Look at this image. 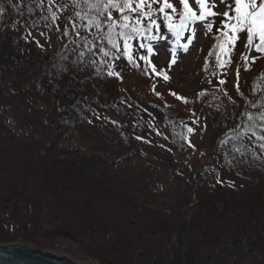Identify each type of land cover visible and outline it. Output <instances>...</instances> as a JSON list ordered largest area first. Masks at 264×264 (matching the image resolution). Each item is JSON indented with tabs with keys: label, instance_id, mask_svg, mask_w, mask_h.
Wrapping results in <instances>:
<instances>
[{
	"label": "trees",
	"instance_id": "obj_1",
	"mask_svg": "<svg viewBox=\"0 0 264 264\" xmlns=\"http://www.w3.org/2000/svg\"><path fill=\"white\" fill-rule=\"evenodd\" d=\"M158 8L159 32L141 21L130 63L100 52L115 54L106 29L86 27L83 0H0V108L17 126L0 118V243L55 244L95 264H264V66L241 61L242 85L228 87L244 41L221 67L214 26L199 65L208 88L167 103L147 58L176 40ZM72 138L88 153L64 145ZM196 149L210 160L173 157Z\"/></svg>",
	"mask_w": 264,
	"mask_h": 264
},
{
	"label": "snow or ice",
	"instance_id": "obj_2",
	"mask_svg": "<svg viewBox=\"0 0 264 264\" xmlns=\"http://www.w3.org/2000/svg\"><path fill=\"white\" fill-rule=\"evenodd\" d=\"M83 3L89 9L86 16L82 17V19H86V27L94 26L97 30L106 29L101 39L107 41L111 49L115 50V54L105 50L104 47H100L99 50L104 57L109 59H115L122 55L130 63L132 62L129 41L134 36L140 35L138 25L141 21L145 19L148 21L144 26L146 33L153 28L159 32L160 24L153 18V6L157 4L159 5L157 12L163 17L168 32L177 40H180L183 33H189L187 45L181 46L185 52L194 38L196 26L202 25L207 32H212L215 26L218 39L224 40L221 51L227 59L220 65L221 67L232 62L231 54L236 49L237 41H244L241 59L245 65L249 59L254 62L259 58L252 56L253 52L264 56V0H178L181 6L179 10L172 0H83ZM219 5H224V7L216 11L215 9ZM113 11L118 13L120 17L118 20L113 18ZM78 15L80 14L78 13ZM217 16H221L223 19L217 22L213 19ZM147 38L157 39L156 36ZM117 40L123 41V52H121ZM139 47L143 49L145 45L141 43ZM147 52L149 55L152 54L151 46L148 47ZM172 55L173 57L176 55L174 50ZM80 56H84V52H81ZM140 59L146 60L147 58L141 56ZM220 60L221 56L218 55V63ZM174 62L175 59L172 63ZM112 74L110 71L109 75ZM237 78H239V69ZM164 79L167 80L168 77L165 75ZM219 83L223 85L225 80L221 79ZM177 99L180 97L177 96ZM260 118L264 119V114ZM188 131L191 132L192 129L189 128ZM258 138L264 139V136Z\"/></svg>",
	"mask_w": 264,
	"mask_h": 264
},
{
	"label": "rangeland",
	"instance_id": "obj_3",
	"mask_svg": "<svg viewBox=\"0 0 264 264\" xmlns=\"http://www.w3.org/2000/svg\"><path fill=\"white\" fill-rule=\"evenodd\" d=\"M172 2L177 8L181 7L178 3V0H172ZM223 7L224 5H219L215 10L219 11ZM188 34V32L183 33V38H181L180 40L176 39L174 41H160L156 43L154 46L151 47L152 54L147 57L151 67L152 75L154 76L156 75V73L158 74V77L153 82V85L155 86L154 89H156L162 99H164L167 103L174 105H177L179 103L178 101H176L178 100L177 96H179L180 99L196 98L197 96H200V94L203 93L209 86V82H207L205 77L201 76L199 72V65L202 57L201 55L204 54L208 46H210V44L212 43L210 32H207V30L204 29L202 25H197L194 38L191 44L188 46V50L185 52L182 50L181 46L187 45ZM53 46L55 45L52 44L51 47L53 48ZM40 47L45 52H48L46 45H44L43 43H40ZM173 50L176 53L175 57H173L172 55ZM243 50L244 46L239 49V52L236 55V63L232 67L230 78L227 83V86L230 88H240V86L242 85V75L239 74V78H237V69L239 63L242 61L241 52ZM173 59H175L174 63H172ZM251 61L252 60L249 59L248 63H250ZM262 66H264V60L257 58L254 62L251 63L250 69L253 73H260ZM165 75L168 77L167 80L164 79ZM132 79L133 78L123 80V82L121 83V88L125 89L127 86H131L133 84ZM2 117L7 118V124L10 128L17 130L16 123L14 122V119L11 117V115L9 113H6L2 108H0V118ZM157 124L158 128L161 129L159 121H157ZM157 130L159 132V129ZM18 131L24 132L20 130ZM192 141L195 142L196 138L193 137ZM64 143V145H67L71 148L78 149L83 153H88L89 143L83 138H79V140L78 138H72L66 140ZM173 157L175 158V160H183V162L186 163L188 166L194 167L196 165L205 164L210 160L209 154L197 149L184 155L175 154L173 155ZM27 245L39 249L63 253V255L67 254L74 260H85L91 262L92 264H95L92 260L87 259L85 257H74V255H72L70 252L64 250V248L62 249V247L55 244L43 247L35 246L32 244Z\"/></svg>",
	"mask_w": 264,
	"mask_h": 264
},
{
	"label": "water",
	"instance_id": "obj_4",
	"mask_svg": "<svg viewBox=\"0 0 264 264\" xmlns=\"http://www.w3.org/2000/svg\"><path fill=\"white\" fill-rule=\"evenodd\" d=\"M150 116L159 122L165 121L164 113L159 107H150ZM0 264H92L88 261H77L67 254L39 249L16 242L0 244Z\"/></svg>",
	"mask_w": 264,
	"mask_h": 264
}]
</instances>
